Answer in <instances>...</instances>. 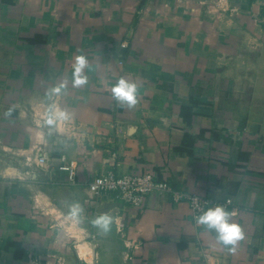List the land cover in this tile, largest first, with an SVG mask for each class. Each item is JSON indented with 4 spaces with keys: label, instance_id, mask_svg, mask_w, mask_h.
<instances>
[{
    "label": "crops",
    "instance_id": "obj_1",
    "mask_svg": "<svg viewBox=\"0 0 264 264\" xmlns=\"http://www.w3.org/2000/svg\"><path fill=\"white\" fill-rule=\"evenodd\" d=\"M121 77L139 86L131 109L112 98ZM49 109L68 114L59 131ZM111 169L231 199L244 239L229 251L162 193L139 208L92 196L88 183ZM104 215L107 232L92 223ZM1 221L23 253L2 251L0 223V264H264V0H0Z\"/></svg>",
    "mask_w": 264,
    "mask_h": 264
},
{
    "label": "clouds",
    "instance_id": "obj_2",
    "mask_svg": "<svg viewBox=\"0 0 264 264\" xmlns=\"http://www.w3.org/2000/svg\"><path fill=\"white\" fill-rule=\"evenodd\" d=\"M88 67V60L85 55H77L75 57V64L73 66V86L80 87L87 83V76L84 75V69ZM66 86V82L58 85L52 91L59 93L61 88ZM138 84L126 78H119L114 86L111 88L112 98L120 105L126 106L129 109L136 106L138 103ZM66 111H56L53 115L51 109L47 113L46 124L59 131L57 128V121L67 119ZM83 208L79 203L69 205L68 214L77 221H80ZM233 214L225 209L222 205L209 207L196 217L198 225L206 227L209 231L216 233V240L228 248L229 251H235L237 243L244 239V232L242 227L232 221ZM93 225L102 229L104 232L110 230L112 224V217L110 215L100 216L92 221Z\"/></svg>",
    "mask_w": 264,
    "mask_h": 264
},
{
    "label": "built area",
    "instance_id": "obj_3",
    "mask_svg": "<svg viewBox=\"0 0 264 264\" xmlns=\"http://www.w3.org/2000/svg\"><path fill=\"white\" fill-rule=\"evenodd\" d=\"M60 161L59 169L67 173L69 183H75V162L68 160L64 155L61 156ZM38 162L49 166L50 162L47 153H42L38 158ZM88 191L95 197H99L105 192L118 193L123 201L135 208L141 207L145 198L150 193H162L170 196L175 202L186 201L195 218L204 212L209 206L217 204L201 195L175 190L167 181L158 180L156 176L150 172L119 175L111 169L105 173L96 175L88 183ZM231 204V199H227L224 206L226 207ZM231 213H234V211L232 210ZM118 231L120 232L121 229L119 228ZM127 246L131 247L132 243L131 245L127 243ZM127 260L131 261L132 257L128 255ZM33 264H40V262L36 260ZM55 264L64 263L61 260H58Z\"/></svg>",
    "mask_w": 264,
    "mask_h": 264
},
{
    "label": "trees",
    "instance_id": "obj_4",
    "mask_svg": "<svg viewBox=\"0 0 264 264\" xmlns=\"http://www.w3.org/2000/svg\"><path fill=\"white\" fill-rule=\"evenodd\" d=\"M0 223L4 227V230H5V232L3 234L4 235V239H5V244L2 247V251L8 250L9 247H14L15 248L14 256L18 258V256H21V254L23 253V249H22L21 245L19 243H17V242L12 241L11 239H8V237H7V233L8 232L6 233V229L7 228L5 226V223L2 222V221Z\"/></svg>",
    "mask_w": 264,
    "mask_h": 264
}]
</instances>
